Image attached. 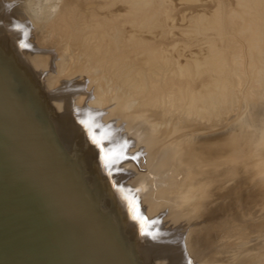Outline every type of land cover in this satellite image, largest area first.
<instances>
[{
	"label": "bare ground",
	"instance_id": "1",
	"mask_svg": "<svg viewBox=\"0 0 264 264\" xmlns=\"http://www.w3.org/2000/svg\"><path fill=\"white\" fill-rule=\"evenodd\" d=\"M176 1L0 0V264L264 253V0Z\"/></svg>",
	"mask_w": 264,
	"mask_h": 264
},
{
	"label": "rangeland",
	"instance_id": "2",
	"mask_svg": "<svg viewBox=\"0 0 264 264\" xmlns=\"http://www.w3.org/2000/svg\"><path fill=\"white\" fill-rule=\"evenodd\" d=\"M61 1L62 0H31L30 8H32L31 11L38 16L44 15L42 13L46 12V15L48 17H52L54 14H56L57 10L59 9ZM175 1L176 0H173L174 4H175ZM177 3L179 5L178 0L176 1V6H175L176 8L175 9L177 12H179V10H182V8L181 7L178 8L179 6L177 5ZM207 129L209 131H211L215 128L209 127ZM215 132H216V130H215ZM207 175L210 177L214 176L213 173H208ZM259 177H260V174L257 171L241 172L237 178L238 187H240L239 192H241V193L238 192V193H235V194L230 195V196H226L224 194H219L215 197V199H213V200H216V203H218L219 205L223 204L225 206V209L220 211L219 215L217 217L218 221L223 222L221 224L222 229H223L224 223L226 222V216L231 215L232 212H238V208L240 209L239 203L236 201H235L236 203H234V202H232V200L235 198H239L240 196L245 194L243 192L247 191L248 189L249 190L254 189L258 184L257 181L259 180ZM258 220L261 221V219H257V216H254L253 217L254 222L251 221L252 222L251 225L253 226V229L251 230L248 238L246 239L247 244L250 243V245L248 246V251L250 249L256 250L254 248V246L257 245L258 238H261L264 236V227L260 226V223H259L260 221H258ZM223 234H225V231L222 232L220 235L222 236ZM263 239H264V237H263ZM253 264H264V253H260V251H259V257L257 258V260Z\"/></svg>",
	"mask_w": 264,
	"mask_h": 264
},
{
	"label": "snow or ice",
	"instance_id": "3",
	"mask_svg": "<svg viewBox=\"0 0 264 264\" xmlns=\"http://www.w3.org/2000/svg\"><path fill=\"white\" fill-rule=\"evenodd\" d=\"M130 159H135V157H129Z\"/></svg>",
	"mask_w": 264,
	"mask_h": 264
}]
</instances>
